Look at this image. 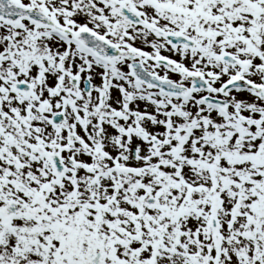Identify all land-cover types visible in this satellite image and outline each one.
<instances>
[{"label":"snow or ice","instance_id":"obj_1","mask_svg":"<svg viewBox=\"0 0 264 264\" xmlns=\"http://www.w3.org/2000/svg\"><path fill=\"white\" fill-rule=\"evenodd\" d=\"M0 264H264V0H0Z\"/></svg>","mask_w":264,"mask_h":264}]
</instances>
